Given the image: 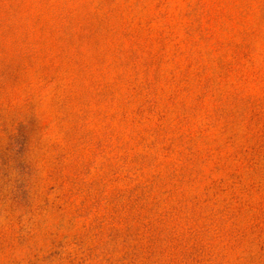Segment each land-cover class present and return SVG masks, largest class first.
<instances>
[{
  "label": "rangeland",
  "instance_id": "1",
  "mask_svg": "<svg viewBox=\"0 0 264 264\" xmlns=\"http://www.w3.org/2000/svg\"><path fill=\"white\" fill-rule=\"evenodd\" d=\"M0 264H264V0H0Z\"/></svg>",
  "mask_w": 264,
  "mask_h": 264
}]
</instances>
